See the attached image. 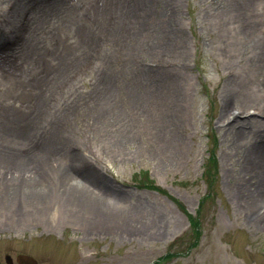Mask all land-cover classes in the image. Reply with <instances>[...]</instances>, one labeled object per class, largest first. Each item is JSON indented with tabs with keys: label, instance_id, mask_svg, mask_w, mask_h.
<instances>
[{
	"label": "rangeland",
	"instance_id": "obj_1",
	"mask_svg": "<svg viewBox=\"0 0 264 264\" xmlns=\"http://www.w3.org/2000/svg\"><path fill=\"white\" fill-rule=\"evenodd\" d=\"M244 1L0 0V148L42 145L56 131L58 159L68 169L81 159L95 175L82 182L121 218L89 226L97 217L55 207L26 224L4 216L0 249L44 264H264V200L250 199L264 174L240 169L264 160V89L252 81L264 70V0ZM169 89L184 138L170 155L145 117L128 120L133 95L151 107ZM232 111L246 126L228 125ZM32 113L37 125H9ZM136 174L160 190L137 187ZM189 215L200 217L198 240Z\"/></svg>",
	"mask_w": 264,
	"mask_h": 264
},
{
	"label": "bare ground",
	"instance_id": "obj_2",
	"mask_svg": "<svg viewBox=\"0 0 264 264\" xmlns=\"http://www.w3.org/2000/svg\"><path fill=\"white\" fill-rule=\"evenodd\" d=\"M248 1L249 0H245V4L248 3ZM83 32L85 39L89 33L85 31ZM151 49V55L155 56V54L161 49L160 44L151 46ZM184 52L185 48L179 50L180 55ZM2 62L3 61L0 58V64H2ZM146 69L148 71H146V74L148 75L160 70L159 68ZM255 72L258 75L252 80L254 84L253 86L263 90L264 70L261 71L256 67ZM157 78H159V75ZM166 78L167 80L165 81L168 85H170L168 81L175 80L172 74L166 76ZM153 79L160 81L154 77ZM146 99L148 98L138 95L132 96V99L130 100L132 101V104L128 105L129 111L132 112L128 115L129 123L135 126V123L137 122L136 116L140 115L145 117L146 121L151 125V128L156 132V137L159 141V148L161 149L160 151L164 154H166V152L169 155L174 154L181 149L184 143V138L179 133V130L176 129V124H173V119L179 116L177 111L181 108L180 97L175 98L173 92L169 89L164 95L159 92L156 94L155 98L154 94L150 97V99L157 101V105L155 102V105L149 107V100ZM237 107V112L239 113L247 110V106L245 105H237ZM34 109L37 110L36 108ZM35 115L36 113H32L29 116V119H26V117H16L19 116V114L7 118H11L13 121L8 120L10 121L9 125H18L19 127H22L21 130H25L26 128L29 129L38 124ZM230 115L231 119L228 123L230 127L238 125L243 128L246 126V123H248L247 120L240 121L239 114L237 113L236 115L234 111H232ZM54 132L56 131H52V134ZM242 133L243 132H241V134ZM52 134L49 135L48 140L41 139V141H44V144L42 145H39V143L33 144L32 146H27L26 149L0 148V189L4 190L2 196L3 199L0 200V219L4 216H11L16 219L17 223L22 222V224H26L31 222L33 217H45L48 210L55 207L60 210L63 215L69 217H77L80 214V216L91 214L93 217H97L92 222L88 223L89 226H107L108 223L120 220L121 218H114L112 212L109 210V206H106V201L100 197V194L102 193L93 192L90 187L82 182L83 178L88 179L95 175L93 172H91L92 174H90L89 171L84 172L83 168L78 166L79 163L82 164L81 159L77 158L75 155H73V158H69L67 163L71 169H68L67 166L63 165L64 161L58 159L56 154L57 151H60V148L57 145L60 142H53ZM124 135H122V137ZM234 135L238 137L240 133L236 131ZM62 137L64 136L62 135L58 139H62ZM127 138L128 137L125 139ZM241 160L243 161V159ZM241 160L237 162L240 164ZM46 165L48 166L44 167ZM243 165L244 167H241V170L253 167L255 171L264 174V160L260 164V162H257L254 159H248L243 161ZM51 175L52 182L57 181L58 184L60 183L59 186H57V190H55V188L52 189V187L51 190L48 189L46 179L50 178L49 176ZM261 179L262 183L260 187L254 190L255 193L254 191H251L254 195L250 197V199L252 198L254 201H259V204L260 200H264V176H261ZM52 191H54L53 194ZM7 196L22 199L24 202L23 206L19 207L20 205L18 206L14 203L5 204L4 199H6ZM262 214L264 218V212Z\"/></svg>",
	"mask_w": 264,
	"mask_h": 264
},
{
	"label": "trees",
	"instance_id": "obj_3",
	"mask_svg": "<svg viewBox=\"0 0 264 264\" xmlns=\"http://www.w3.org/2000/svg\"><path fill=\"white\" fill-rule=\"evenodd\" d=\"M213 163V159H210L208 164H212ZM146 173V172H145ZM211 179L214 178V174L211 173L210 169H207V179ZM135 185L137 187L140 188H150V189H156V190H160V187H158L153 180L151 179V177L147 174V176L145 177H137V174L135 176ZM204 201V200H203ZM202 201V203H203ZM201 203V205H202ZM180 205V207H182V209L184 210V207L178 203ZM199 214V211H198ZM189 220H190V224H191V232H192V236L193 237H197V240L201 234L200 232V228H201V221H200V217L199 215L193 216V215H189ZM181 238V237H180ZM182 239V238H181ZM179 239V240H181ZM196 240V241H197ZM196 241H192L189 245H188V250L193 248L196 245ZM169 256H171V254L167 255L166 257H163L161 260L168 258Z\"/></svg>",
	"mask_w": 264,
	"mask_h": 264
},
{
	"label": "flooded vegetation",
	"instance_id": "obj_4",
	"mask_svg": "<svg viewBox=\"0 0 264 264\" xmlns=\"http://www.w3.org/2000/svg\"><path fill=\"white\" fill-rule=\"evenodd\" d=\"M0 264H44L27 253H14L9 248L0 249Z\"/></svg>",
	"mask_w": 264,
	"mask_h": 264
}]
</instances>
